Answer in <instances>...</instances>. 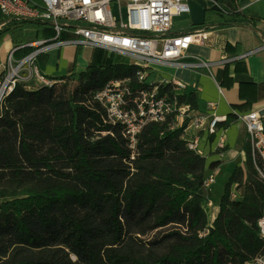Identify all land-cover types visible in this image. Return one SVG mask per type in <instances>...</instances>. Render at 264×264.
I'll use <instances>...</instances> for the list:
<instances>
[{"label": "trees", "instance_id": "1", "mask_svg": "<svg viewBox=\"0 0 264 264\" xmlns=\"http://www.w3.org/2000/svg\"><path fill=\"white\" fill-rule=\"evenodd\" d=\"M29 1L41 7L42 0ZM213 1L203 22L182 34L251 22L242 11L248 0ZM4 22L0 46L11 37L22 46L16 59L34 49L28 30L36 40L55 36L48 22L0 13ZM94 49L86 70L77 74L79 46L66 76L50 77L78 79L77 87L18 84L0 104V264H247L263 253L264 180L257 168L263 162L249 134L246 161L229 175L210 225L206 158L184 134L193 115L182 126L175 116L147 124L130 148L124 128L106 120L94 97L111 80L141 88V67ZM164 90L174 96L172 84ZM177 99L198 112V90ZM238 119L229 114L218 126Z\"/></svg>", "mask_w": 264, "mask_h": 264}, {"label": "built area", "instance_id": "2", "mask_svg": "<svg viewBox=\"0 0 264 264\" xmlns=\"http://www.w3.org/2000/svg\"><path fill=\"white\" fill-rule=\"evenodd\" d=\"M206 1L215 4L213 0ZM41 3L39 7L29 0H0V13L5 17L48 22L55 30L52 38L29 43L34 49L21 59H16L14 53L22 46L14 47L8 53L2 65L1 73L4 75L0 80V104L18 84L33 87L34 82H44L48 85L50 79L40 70L39 56L53 47L75 45L116 53L129 58V63L141 67L138 72L141 88H133L130 79L111 80L94 97L104 107L106 120L124 128L130 148H136L139 134L151 122H165L175 116L176 126L183 125L190 106L180 104L177 95L187 93V85L160 78L157 82L148 83V78L156 73L158 76L160 66L210 71L215 64L201 57L185 59L190 46L202 39V30L172 34L174 17L190 13L189 0H42ZM63 33L70 36L62 39ZM167 84H172L173 97L164 90ZM209 106L214 108L215 104L210 102ZM225 119V116L220 117L215 113L213 116L209 113H194L184 130L189 148L199 150L194 132L207 130L214 134L218 122ZM239 119L245 124L254 153L263 162V167L257 165V168L264 180V107L240 115ZM134 157L132 154L131 158ZM215 181V173L207 176V192ZM237 196V191L233 190V197ZM205 206L206 209L214 207L209 197ZM258 226L260 237L264 239V211ZM247 264H264V252Z\"/></svg>", "mask_w": 264, "mask_h": 264}, {"label": "crops", "instance_id": "3", "mask_svg": "<svg viewBox=\"0 0 264 264\" xmlns=\"http://www.w3.org/2000/svg\"><path fill=\"white\" fill-rule=\"evenodd\" d=\"M206 2L207 6L201 11L193 3L190 13L174 17L172 33L182 34L190 30L194 24L203 22L205 9L213 5ZM242 11L249 17L251 21L249 24L202 30V33L211 35L202 37L203 42L193 43L186 52V60L201 57L214 61L215 64L210 71L171 65L158 67V78L180 81L187 85V92L199 91L197 111L200 113H209L210 116L215 113L220 117H227L229 114L240 116L264 107V0H248ZM178 20L185 21V24H177ZM4 25L5 22L0 28ZM26 37L31 42L36 41L37 32L28 30ZM260 47L263 48L243 57ZM13 48L12 38L7 36L0 46V73L8 53ZM77 50L72 45H66L53 47L42 53L38 58L41 72L48 77L66 75ZM80 60L81 56L78 58V70L81 68ZM36 84L37 82H34L33 87L27 88L30 90L40 88L41 85ZM210 102L215 104L214 108L209 106ZM194 134L198 138V153L206 158L207 175L212 173L216 175V181L208 189V197L213 201V209L216 211L212 213L210 221L212 223L219 212L220 199L224 193L217 198L213 187L221 174L227 173L229 177L238 165H244L246 152L242 145L248 138V133L245 124L238 119L228 128L218 126L214 134L207 130ZM216 161L220 163L219 166L210 168L209 165ZM227 181L228 178L226 183Z\"/></svg>", "mask_w": 264, "mask_h": 264}, {"label": "rangeland", "instance_id": "4", "mask_svg": "<svg viewBox=\"0 0 264 264\" xmlns=\"http://www.w3.org/2000/svg\"><path fill=\"white\" fill-rule=\"evenodd\" d=\"M193 3H195V4H193ZM189 4H191L190 5L191 8H192V4L195 5L197 7V9L200 10V11L207 6V2L205 0H202V1H200V0H189ZM176 23L184 25L185 21L178 20ZM72 46L76 47L78 49L77 46H75V45H72ZM96 51L92 47L91 48L90 47H88V48L87 47H82V54L80 55L81 56V60H80V67L81 68H86V69L88 68V66L90 65L89 63L95 59V56H97V53H95ZM103 56H105L108 60L111 59L112 62H127V63H129L131 61L129 58H127L125 56H122V55H119V54H116V53H113V54L107 53V55L104 54ZM107 56H111V57L108 58ZM81 68L78 70V67H77V74H79L81 71H84ZM156 74H152L148 78V83L157 82L158 76H156ZM65 76L66 75L55 76V77H65ZM46 77H48V76H46ZM47 79L48 80L50 79L49 80L50 83L48 85L46 83H44V82H42V83L37 82L36 86H38V85L50 86V85L55 84L59 88L67 87V88L73 89V88H75V87H77L79 85L78 79L65 78L64 80H56V79H54V81L50 77H48ZM192 115H194V113L189 111L186 114L185 118L186 117H192ZM226 178H228V174L227 173L221 174V176L219 177V180L217 181V183L213 187L214 195L217 198L220 196V194H222V192H224V188H225V184H226ZM214 210L215 209H212V208H207L206 209L207 214H208V218H209V222L211 221L212 213H213ZM214 212H216V211H214Z\"/></svg>", "mask_w": 264, "mask_h": 264}, {"label": "bare ground", "instance_id": "5", "mask_svg": "<svg viewBox=\"0 0 264 264\" xmlns=\"http://www.w3.org/2000/svg\"><path fill=\"white\" fill-rule=\"evenodd\" d=\"M211 34L210 33H203V35H202V37L203 38H205V37H209ZM200 41H202L203 42V40L202 39H200Z\"/></svg>", "mask_w": 264, "mask_h": 264}]
</instances>
